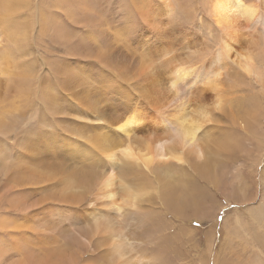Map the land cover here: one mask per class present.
Returning a JSON list of instances; mask_svg holds the SVG:
<instances>
[{"label":"bare ground","instance_id":"obj_1","mask_svg":"<svg viewBox=\"0 0 264 264\" xmlns=\"http://www.w3.org/2000/svg\"><path fill=\"white\" fill-rule=\"evenodd\" d=\"M56 3L54 7L45 1L36 9L30 0H0V94L10 85L11 52H26L36 33L53 29L75 57H89L88 63L67 71L66 95L58 99L70 103L73 135L48 131L44 138L29 133L19 144L22 156L36 161L23 166V179L56 176L60 198L85 204V234L80 237L92 257L78 259L72 251L65 258L53 252L41 256L33 252L38 247L17 263L155 264L135 251L123 228L136 220L145 231H166L175 228L172 219H179L190 224L177 232L182 239L187 232H205L207 248L199 264H209L210 253L215 264H264L247 244L255 253L247 261L234 251L221 256L209 236L219 224V212H211L210 203H223L210 198L207 188L216 189L229 203L250 199L244 186L230 181L229 165L242 155L240 134H253L263 123L246 98L264 96V0ZM37 11H43L40 18ZM61 12L76 19L73 30L65 26ZM80 19L85 20L83 26ZM91 64L98 67L96 80L88 73ZM55 93L53 88L41 96L50 105ZM11 119L0 108L1 135L13 129ZM58 146L66 151V159L46 153ZM245 160L239 167L242 176L249 168V158ZM18 174L14 169L12 178ZM261 176L264 179V168ZM249 212L251 238L264 248V210L258 205ZM193 219L215 222L204 230L192 227ZM222 223L235 239L238 229L248 224L235 212L226 213ZM1 225L0 251L10 240L5 238L8 224ZM15 232L9 236L15 238L12 248L30 249L29 241L50 239L31 232L34 236L21 243L23 237L16 239Z\"/></svg>","mask_w":264,"mask_h":264},{"label":"rangeland","instance_id":"obj_2","mask_svg":"<svg viewBox=\"0 0 264 264\" xmlns=\"http://www.w3.org/2000/svg\"><path fill=\"white\" fill-rule=\"evenodd\" d=\"M45 1L47 4L50 2L49 5L51 6H57L56 0H30V6L37 9ZM102 1L112 4L114 1L116 3L119 2V0ZM117 7L118 5L115 6V11L118 10ZM42 13L43 11H37L38 18L41 17ZM44 13L51 16L53 11L44 10ZM60 14L61 18L67 21L65 22V26L73 30L77 25L76 19L74 17L68 19L64 12ZM84 14L83 12L81 18ZM79 21L82 22V26L85 24L84 19H80ZM88 61L89 57L87 56L78 55V57H75L69 51L67 43L58 37L53 29H49L45 34H34L28 43L26 52L21 53L15 49L11 52L8 69L10 85H6L4 87L5 90L0 94L2 96L0 108L6 110L11 115V120L15 122L13 129L8 131L7 135L0 134V144L3 145V148L0 149V221L3 220V224H8L7 227L10 228L8 229L10 233L5 237L10 239L8 246L0 251V261L3 264H18L17 261L26 258L31 254L30 250H36L38 247H40V250L38 249L33 252L39 253L38 255L41 254V256L53 252L57 255L61 254L65 258V253L72 251L78 254V259L92 257L89 248L80 237L81 234H85L83 228L85 218L83 209L86 207L85 204L81 206L79 203L60 198L57 186L58 177L56 176H44L34 180L23 179V166L28 161H32L33 163L36 161L32 157L22 156L21 152L23 150L20 149L19 144L20 140L27 138L29 133H39L44 138L49 134L48 131L73 135L74 115L69 106L70 103L66 101L61 102L58 99H62V95H66L64 90L67 87V71L73 66L88 63ZM186 64L191 63L188 62ZM63 68L66 71L65 75L62 70ZM77 68L80 69L79 66ZM87 68L88 73L96 80L98 67L91 64ZM53 88H56V93L54 94L53 102L48 105L41 95L46 94ZM246 100L250 104L251 109L258 113L263 123L261 124L262 127H257L253 134H240L243 145L242 149L247 151L241 149L242 155L237 156L238 158L236 157L230 163L229 178L230 181L234 182V186H244L248 191L247 195L250 199L243 204L238 202L229 203L224 195L220 194L213 187L207 186L209 197L218 199L223 203L221 207L214 200L210 203V211L219 212L215 220L219 224L215 228L214 233H209V236L211 239H215H213V243L217 246L218 252L222 257L226 256V250L228 252H236L237 256L235 257L237 258L245 257V261L255 253L254 256L264 260V248L257 245L253 238H251V233L254 232V229L251 224L253 219L250 214L252 213L249 212L250 208L258 205L262 206L264 210V205H260L264 199V179L261 176L262 169L264 168V96L262 94L249 95ZM44 144V139H42V145ZM65 152L62 146H58L47 149L46 153H59L60 158L66 159ZM244 157L245 159L249 158V168L246 167L242 171V174H244L242 176L239 167L246 163ZM14 169L19 171L18 177H15V179L12 178ZM4 208L9 211H3L2 209ZM2 211L3 214L1 213ZM233 212L238 213L240 217L245 218L248 222L247 225L238 229V239H235V236L229 235L228 231L223 230L222 227L226 213ZM168 219L171 220L169 217ZM134 221L133 226L125 227L123 230L131 237L133 248L139 252L145 261H154L155 264H199L200 258L204 257L202 250L207 248V246H204L207 243L204 231L187 232L182 239L177 232L179 233L180 228L190 224H186L179 219H172L173 223L170 224L173 225V228L175 227L174 229L157 232L145 231L136 223V220ZM215 221H211L210 219V221H206L204 224L200 219H193L191 226L206 230ZM3 224L1 225L0 223L1 226H4ZM14 230H17L14 233L16 239L20 236L23 237L21 243H25L30 236L33 237V233L50 235V239H38L40 242L37 241V243L29 241L31 242L29 248L33 247L30 249H28V245L23 246L25 250L20 245L17 248H12L11 243L15 238L9 236ZM1 236L2 232L0 231ZM230 237H232V240ZM24 239L26 240L22 242ZM38 242L41 243L40 246ZM246 244L251 248H255L258 253H254V250L253 253H251L252 251H248ZM246 252H248L247 255ZM34 253L33 255L36 256ZM210 256L209 264H215L214 255L210 253Z\"/></svg>","mask_w":264,"mask_h":264}]
</instances>
